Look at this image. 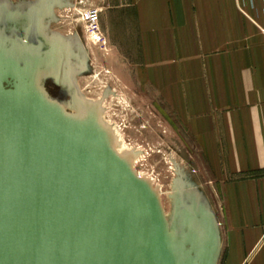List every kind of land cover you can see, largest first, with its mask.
<instances>
[{"label":"water","instance_id":"obj_1","mask_svg":"<svg viewBox=\"0 0 264 264\" xmlns=\"http://www.w3.org/2000/svg\"><path fill=\"white\" fill-rule=\"evenodd\" d=\"M64 0L0 1V264H218L222 238L205 193L175 166L172 215L136 151L85 98L87 53L50 31ZM51 80L70 111L45 89Z\"/></svg>","mask_w":264,"mask_h":264},{"label":"crops","instance_id":"obj_2","mask_svg":"<svg viewBox=\"0 0 264 264\" xmlns=\"http://www.w3.org/2000/svg\"><path fill=\"white\" fill-rule=\"evenodd\" d=\"M124 2L105 18L108 38L193 144L218 264H264V2Z\"/></svg>","mask_w":264,"mask_h":264},{"label":"rangeland","instance_id":"obj_3","mask_svg":"<svg viewBox=\"0 0 264 264\" xmlns=\"http://www.w3.org/2000/svg\"><path fill=\"white\" fill-rule=\"evenodd\" d=\"M1 1V0H0ZM15 8L33 4L34 0H5ZM69 4L57 12L52 29L78 39L87 53V70H77V83L82 95L103 103L104 121L113 127L120 140L119 151L139 152L135 169L152 180L161 192L166 215H172L175 166L182 168L195 183L198 155L190 139L159 98L145 88L144 82L131 75L128 56L114 48L108 38L111 26L106 17L124 0H64ZM45 89L52 98L62 101L70 111V99L62 97L50 82ZM196 184V183H195ZM197 185V184H196Z\"/></svg>","mask_w":264,"mask_h":264},{"label":"flooded vegetation","instance_id":"obj_4","mask_svg":"<svg viewBox=\"0 0 264 264\" xmlns=\"http://www.w3.org/2000/svg\"><path fill=\"white\" fill-rule=\"evenodd\" d=\"M58 11H60V9H57L56 10V16H55V20H56V17H57V12ZM55 23V21H53V22H51L50 23V31L51 32H56V33H60V32H57V31H55V30H53L52 29V25ZM61 35H63V36H68V35H65V34H63V33H60ZM69 37H71V36H69ZM48 82H50V84H51V86L53 87V88H55L56 90H58V92L60 93V95H62V97H68L69 99H70V97L68 96V93L65 91V90H63V89H61V88H59L53 81H51V80H48L46 83H48ZM46 83H45V85H46ZM59 100V99H58ZM60 101V100H59ZM62 102V101H61Z\"/></svg>","mask_w":264,"mask_h":264},{"label":"built area","instance_id":"obj_5","mask_svg":"<svg viewBox=\"0 0 264 264\" xmlns=\"http://www.w3.org/2000/svg\"><path fill=\"white\" fill-rule=\"evenodd\" d=\"M264 2V0H262Z\"/></svg>","mask_w":264,"mask_h":264}]
</instances>
